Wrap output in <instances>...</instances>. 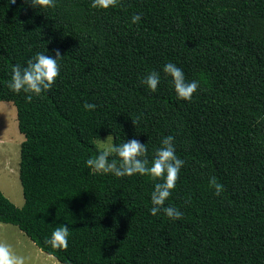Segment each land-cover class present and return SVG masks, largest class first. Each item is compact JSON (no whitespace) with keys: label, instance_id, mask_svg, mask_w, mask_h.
Returning <instances> with one entry per match:
<instances>
[{"label":"trees","instance_id":"1","mask_svg":"<svg viewBox=\"0 0 264 264\" xmlns=\"http://www.w3.org/2000/svg\"><path fill=\"white\" fill-rule=\"evenodd\" d=\"M55 49L63 57L51 90L27 103L8 88L13 65ZM169 62L199 82L191 101L177 98ZM152 71L155 92L141 83ZM0 100L15 106L23 136L24 199L17 207L0 191V223L60 263L264 264V0H118L107 9L0 0ZM109 134L116 144L139 139L149 159L174 137L185 164L165 206L182 219L150 214L151 177L87 167ZM63 225L68 247L52 248L45 239Z\"/></svg>","mask_w":264,"mask_h":264},{"label":"clouds","instance_id":"2","mask_svg":"<svg viewBox=\"0 0 264 264\" xmlns=\"http://www.w3.org/2000/svg\"><path fill=\"white\" fill-rule=\"evenodd\" d=\"M15 2L16 0H11V3ZM24 2H30L32 7L39 8L55 6V0H24ZM117 3L118 0H92V7L107 9L117 6ZM131 20L134 24L138 23L141 20V15L135 14ZM54 51V56L37 52L26 61L24 66L13 65L8 88L17 94L26 93L27 103H31L33 95L39 96L42 92L51 90L60 75L58 60L63 57L59 49ZM163 72L172 78L177 98L191 101L199 87V82L197 80L187 81L182 69L171 62L164 65ZM159 82L160 75L156 71L148 73L141 79V83L146 85L150 92L157 90ZM83 107L85 110L91 111L96 108V105L85 102ZM139 119V117L135 120L132 119V123L136 125ZM113 140L111 134L104 139L98 136L96 140L97 155L86 160L87 167L93 173H111L116 177L135 174L151 177L156 182L150 197L152 204L149 210L150 214L156 216L163 212L169 219H182L183 213L179 209L172 205L165 206V202L176 187L180 170L185 164V161L176 155L174 137L172 135L163 137L160 146L154 149L151 159L148 158L146 144L139 139H128L120 144L114 143ZM209 186L215 189L217 196L223 190L215 176L209 178ZM68 237V225L59 226L53 230L50 237L45 239V243L55 249H67ZM0 264H24V260L16 256L8 244L0 243Z\"/></svg>","mask_w":264,"mask_h":264},{"label":"rangeland","instance_id":"3","mask_svg":"<svg viewBox=\"0 0 264 264\" xmlns=\"http://www.w3.org/2000/svg\"><path fill=\"white\" fill-rule=\"evenodd\" d=\"M22 138L17 128L15 106L10 101L0 100V191L17 207L24 201L18 177ZM0 243L8 244L16 256L23 258L24 264H63L40 250L15 225L0 223Z\"/></svg>","mask_w":264,"mask_h":264}]
</instances>
